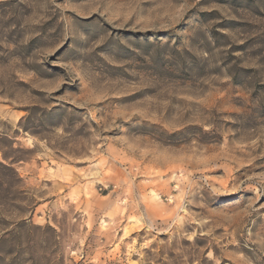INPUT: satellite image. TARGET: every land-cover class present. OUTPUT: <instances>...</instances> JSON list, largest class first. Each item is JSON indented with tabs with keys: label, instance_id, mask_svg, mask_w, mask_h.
<instances>
[{
	"label": "rangeland",
	"instance_id": "obj_1",
	"mask_svg": "<svg viewBox=\"0 0 264 264\" xmlns=\"http://www.w3.org/2000/svg\"><path fill=\"white\" fill-rule=\"evenodd\" d=\"M0 264H264V0H0Z\"/></svg>",
	"mask_w": 264,
	"mask_h": 264
}]
</instances>
